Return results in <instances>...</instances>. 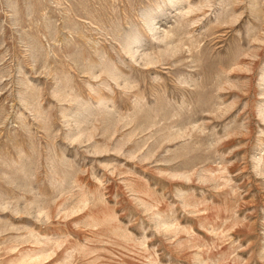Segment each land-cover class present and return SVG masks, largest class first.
I'll list each match as a JSON object with an SVG mask.
<instances>
[{
	"label": "rangeland",
	"instance_id": "obj_1",
	"mask_svg": "<svg viewBox=\"0 0 264 264\" xmlns=\"http://www.w3.org/2000/svg\"><path fill=\"white\" fill-rule=\"evenodd\" d=\"M0 264H264V0H0Z\"/></svg>",
	"mask_w": 264,
	"mask_h": 264
}]
</instances>
